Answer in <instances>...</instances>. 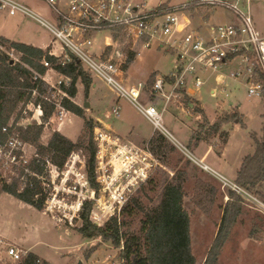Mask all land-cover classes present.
I'll return each mask as SVG.
<instances>
[{
	"label": "built area",
	"instance_id": "1",
	"mask_svg": "<svg viewBox=\"0 0 264 264\" xmlns=\"http://www.w3.org/2000/svg\"><path fill=\"white\" fill-rule=\"evenodd\" d=\"M44 1L52 12V20L17 0H0V8L10 16L24 15L39 22L53 36L46 52L57 58L56 64L65 65L75 58L85 71L104 80L118 98L131 102L153 124L154 132L163 134L174 147L217 178L222 188L237 193L243 205L264 215V200L259 195L214 169L203 158H197L163 125V113L168 105H183L186 98L193 96L195 89L202 86L200 73L203 70H217L230 62H236L238 67L231 72L232 76L247 73L249 95L263 96L264 82L256 71L253 55L264 72V35L255 24L251 10L253 0H188L178 6L161 1L152 5V0ZM202 5L221 6L232 12L235 19L205 25L203 30V25L194 27L187 14H179ZM101 32H107L103 46L96 51L90 50L89 46L94 44L93 36ZM154 44L172 51L176 68L168 74L155 75L150 86L148 82L123 83L119 75L125 71L130 55L135 57L141 48H151ZM43 63L48 67L45 75L50 76L52 71L57 77L51 81L52 78L42 76L48 92L40 95L34 90L33 94L54 105L52 117L56 118L59 129L70 112L63 101L70 98L66 88L72 79L58 72L55 64L47 59ZM211 93L215 95V89ZM143 100L149 104L145 105ZM158 100L163 103L161 109L156 105ZM26 108V116L17 125L27 126L32 122L24 125L22 120L30 118L38 124L43 123L42 101L38 104L31 101ZM120 109L117 104L112 112L119 115ZM2 130L8 132L7 127ZM91 136L96 144L93 181L87 173L86 157L81 152H72L62 169L50 158L45 159L47 175L42 177L43 184L49 188L52 186V191L44 209L51 213H79L90 204L91 220L104 225L112 217H120L137 191L148 184L164 164L152 150L150 139L133 143L100 125L94 126ZM28 146L33 145L12 133L4 139L0 137V172L3 174L6 168L11 172L18 171L25 166V171L34 175L27 164L40 155L36 148L30 155ZM25 252L11 244L7 248L13 259L11 264H17Z\"/></svg>",
	"mask_w": 264,
	"mask_h": 264
},
{
	"label": "rangeland",
	"instance_id": "2",
	"mask_svg": "<svg viewBox=\"0 0 264 264\" xmlns=\"http://www.w3.org/2000/svg\"><path fill=\"white\" fill-rule=\"evenodd\" d=\"M17 1L28 5L48 20H52V12L44 0ZM160 1L178 6L188 0H152L150 4L156 5ZM251 10L257 29L264 35V0H253ZM179 14H187L192 20V25L197 28L203 25V30L205 25L232 22L235 19L229 10L211 5L191 7ZM0 34L8 38H16L18 41H23L26 35H30L34 38L36 45L41 47L53 40L50 31L36 20L24 15L10 16L2 8H0ZM106 34L107 32L95 34L94 44L89 46L90 50H99L103 46ZM2 49L8 53L11 60L21 62L17 52L8 50L6 47ZM175 68V56L172 51L154 44L151 48H141L140 54L127 65V69L125 67L126 71L120 74L119 78L125 84L146 83L152 72L155 75L168 74ZM237 68L236 62H230L217 70H203L200 73L203 84L195 89L192 98L187 97L183 105L169 104L163 113L164 127L178 141L188 146L197 158H203L207 164L232 180H236L235 172L243 159L256 153L257 141L260 143L264 141V95L261 97L249 95L247 73L239 77L231 75V72ZM86 73L94 81L88 89L80 85L81 105L84 107V101L90 104L88 110L84 107L86 117L101 120L104 126L109 125L112 131L130 142L136 143L137 138L149 140L154 132L153 124L131 102L118 98L104 80L87 71ZM49 74L50 76L45 75V77L52 78L51 81L57 77L52 71ZM212 89H215V95L211 93ZM36 95L33 94V96ZM142 102L145 105L149 104L144 100ZM190 102H194L193 107L189 106ZM117 104L121 106L119 115L112 112V108ZM162 104L160 100L156 101L159 109ZM201 110L203 115L199 113ZM232 113H239L244 125L235 121L223 123L219 133L208 140L217 147L210 148L204 138H192L194 130V135L200 131L202 136L208 131L209 128L207 131H202L199 126L204 116L209 124H213L220 117ZM31 115L32 112L29 113L30 117ZM84 121L82 116L69 112L59 130L56 118L51 117L45 124L41 141L47 143L56 130L76 141L84 135ZM22 122L27 125L34 121L30 118ZM222 131L228 133L227 141L220 136ZM223 147H225L223 156L228 166L220 169L218 164L220 160H217V156ZM34 150V146L27 147L30 155ZM207 151V156L203 157ZM163 161L164 167L148 184L137 191L128 203L135 214H121L119 220L125 223L124 231L141 234V219L144 213L157 208L164 186L173 180L178 171H185L188 178L184 185V208L190 215L191 248L196 257V264H204L222 222L229 191L227 188H222L217 178L190 160L177 147L168 146L167 155ZM5 170L3 175L9 180L18 174L16 170L12 172L8 168ZM201 182L213 186L216 190L210 211H204L196 204L199 193L196 189ZM47 190L50 193L52 186L50 188L47 186ZM260 191L264 196V187H260ZM45 209L41 212L14 196L4 193L0 198V210L5 211L9 216L0 219V224L7 230L9 236L29 235L31 242L27 243L28 245L32 244L33 237L40 239L41 242L36 244L34 251L52 264H121L120 249L114 247L110 241H103L100 237L84 239L78 233L77 228L82 221L80 215L78 217L76 215L80 212L53 211L51 213ZM9 245L7 241L0 240V264H11L13 261L7 253ZM218 263L264 264V215L262 213L246 205L242 206L241 213L229 226L228 237L221 249Z\"/></svg>",
	"mask_w": 264,
	"mask_h": 264
},
{
	"label": "trees",
	"instance_id": "3",
	"mask_svg": "<svg viewBox=\"0 0 264 264\" xmlns=\"http://www.w3.org/2000/svg\"><path fill=\"white\" fill-rule=\"evenodd\" d=\"M0 46V137L4 139L8 133H12L33 145L40 155V158H33L27 164V167L35 173L34 175L26 172L25 166L18 168L17 176L11 177V180L0 172V194L8 193L37 209L43 210L50 194L42 179L47 175L46 158H50L54 164L62 169L72 152H81L86 157L87 173L92 181L94 179L96 144L92 140L91 133L98 122L92 118H87L86 109L73 100L78 92V82H81L88 89L93 81L75 58L65 65L56 64L57 58L48 55L42 48L10 40L1 35ZM2 47L17 52L21 62H12ZM44 59L54 63V68L58 72L72 79L71 85L66 88L70 98H65L63 103L70 112L85 119L84 135L76 141L58 130L54 131L47 143L41 141L45 122L54 115L55 111L53 104L42 100L39 95L33 96L34 90H37L40 95L48 92V85L42 79L48 70V67L43 63ZM133 59L134 56L130 55L125 67ZM253 60L256 71L260 73L264 82V72L254 55ZM154 79L155 74H152L148 80L149 86ZM31 101L35 104L42 101L43 123L38 124L34 121L25 127L17 125V122L26 116L24 110ZM199 113H202V110ZM230 121L244 125L239 113L226 114L213 124H209L208 119L204 116L199 126H201L202 131H207L209 128L208 131L203 136L200 131L196 135L194 132L192 138H204L208 142L219 133L223 123ZM3 127H7L8 132H3ZM220 136H223L227 141V132L222 131ZM150 144L162 162L167 155L168 146L174 148L171 142L158 131H155L150 137ZM187 178L185 171H178L173 180L164 186L162 198L157 208L154 211L145 212L141 219V234L124 231V221L122 222L116 216L104 225L95 224L91 220L90 204H87L85 209L79 213L82 222L77 231L84 239L100 237L103 241H110L114 247L120 249L121 264H196V257L191 248L190 215L184 208V185ZM236 182L264 199L260 191V187H264V141L262 143L257 141L256 153L244 158ZM196 190L199 191L196 204L204 211H210L214 203L215 188L201 182ZM242 206L240 196L230 190L229 199L224 206L222 222L204 264H219V255L227 240L229 226L241 213ZM133 210L127 205L121 214H135ZM17 264L52 263L42 260L34 252L26 251Z\"/></svg>",
	"mask_w": 264,
	"mask_h": 264
},
{
	"label": "crops",
	"instance_id": "4",
	"mask_svg": "<svg viewBox=\"0 0 264 264\" xmlns=\"http://www.w3.org/2000/svg\"><path fill=\"white\" fill-rule=\"evenodd\" d=\"M1 36H4V35H2V34H0ZM5 37V36H4ZM6 38H8V37H6ZM8 39H10V40H14V41H18L16 38H8ZM18 42H23V43H27V44H31V45H33V46H36V47H39V48H42L44 51H46L47 50V48H48V46H49V44H47L46 46H43V47H41V45H36V43L34 42V38L32 37V36H30V35H26V38L22 41H18ZM131 63V62H130ZM126 69H127V67H126ZM126 69H125V71H126ZM154 72H157V71H154ZM153 74V72L151 73V75ZM150 75V76H151ZM150 78V77H149ZM149 80V79H148ZM94 83V81L92 82V84ZM91 84V85H92ZM80 85H83L81 82H78L77 83V88H78V92H77V95L73 98V100L76 102V103H78V104H80L81 105V102L79 101V95H80ZM91 85L89 86V87H91ZM95 85V84H94ZM84 86V85H83ZM85 87V86H84ZM213 90V89H212ZM211 90V91H212ZM191 98H192V96H191ZM198 101V100H197ZM86 102L84 101V104H85ZM193 105H194V102H190L189 103V106H191V107H193ZM90 107V104H89V106L87 107V110H88V108ZM95 120V119H94ZM95 121H97L98 122V124H100V126H104L103 125V123L101 122V120H95ZM106 127H109V125H107ZM59 130H61V127L59 128ZM195 132V130L193 131V133ZM199 139V138H198ZM137 142L136 143H142V142H144L145 140L143 139V138H137V139H135ZM209 143V142H208ZM209 147L211 148V147H217V145L216 144H214V143H209ZM209 148V149H210ZM213 149V148H212ZM225 150V147H223V149H221L219 152H218V156H217V160H220L219 162H218V164H219V167H220V169H225L227 166H228V163H227V161H226V158L223 156V151ZM207 153H208V151L205 153V154H203V157H205V156H207ZM244 160V159H243ZM242 163H243V161H242ZM242 163H240V167H238L237 168V170H236V172H235V178H236V176H237V174H238V171H239V169L241 168V165H242ZM4 193H1L0 194V198H1V196L3 195ZM25 203V202H24ZM28 204V203H27ZM29 206H31V207H33V208H35V209H37L36 207H34L33 205H30L29 204ZM37 210H39V211H41V212H43V210H40V209H37ZM8 217L9 215L5 212V211H1L0 210V219H3L4 217ZM29 236V235H28ZM28 236L26 235V234H23V235H15V236H9L8 235V233H7V230H5L4 228H3V226L0 224V240H2V241H7L8 243H10L11 245H13V246H15V247H17L18 249H21V250H23V251H31V252H34L35 254H37L40 258H42L37 252H35L34 251V248L36 247V244H38V243H40L41 242V240L40 239H38V238H35V237H33L34 239H33V242H32V244H30V245H28L27 243H29V242H31L30 240H29V238H28ZM43 259V258H42ZM43 260H45V259H43Z\"/></svg>",
	"mask_w": 264,
	"mask_h": 264
},
{
	"label": "water",
	"instance_id": "5",
	"mask_svg": "<svg viewBox=\"0 0 264 264\" xmlns=\"http://www.w3.org/2000/svg\"><path fill=\"white\" fill-rule=\"evenodd\" d=\"M12 62H13V60H12ZM88 106H89V103L86 102V103L84 104V107H88Z\"/></svg>",
	"mask_w": 264,
	"mask_h": 264
}]
</instances>
